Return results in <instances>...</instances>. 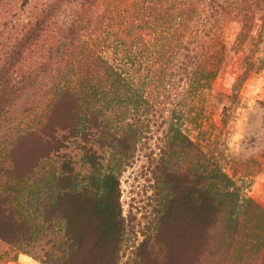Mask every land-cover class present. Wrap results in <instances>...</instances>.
I'll list each match as a JSON object with an SVG mask.
<instances>
[{"label":"trees","instance_id":"16d2710c","mask_svg":"<svg viewBox=\"0 0 264 264\" xmlns=\"http://www.w3.org/2000/svg\"><path fill=\"white\" fill-rule=\"evenodd\" d=\"M23 2L28 5L32 0ZM234 21L241 26L237 41L257 29L252 46L260 49L264 0L43 1L26 26L24 67H29L31 85L24 98H11L12 89L21 85L19 78H7L4 70L0 80V131L10 130L15 120L9 121L11 114L29 116L27 122L23 118L15 123V130L23 133L18 139L0 136V264L16 263L20 254L31 251L47 263L50 251L42 247L55 251L58 246V236L51 233L62 193L58 189L51 192L53 198L44 199L45 188L35 183L42 172L39 166L23 176L15 171L12 154L20 141L35 135L60 155L71 149L69 133L70 138H80L75 146L86 153L96 154L90 145L96 139L100 147L111 140L129 151L141 117L150 113L157 121L170 123L174 137L169 149L180 146L187 153L184 158L193 157L181 168L187 176L194 175L208 201L212 223L207 233L223 227L230 240L210 243L209 236L206 248L234 247V256L222 255L230 264H264V208L243 196L236 182L214 168V160L172 123L173 118L182 122L186 113L174 117L175 110L197 102L220 73L227 54L224 33ZM1 24L8 26L7 21ZM64 105L70 114L67 122L59 118ZM199 157V163L192 162ZM178 166L169 164L170 170ZM60 167L61 172L48 181L52 190L66 176L72 182L74 170L66 163ZM163 169L169 170L165 164Z\"/></svg>","mask_w":264,"mask_h":264},{"label":"rangeland","instance_id":"374dc122","mask_svg":"<svg viewBox=\"0 0 264 264\" xmlns=\"http://www.w3.org/2000/svg\"><path fill=\"white\" fill-rule=\"evenodd\" d=\"M43 1L32 0L27 5L23 0H0V42L6 44L0 47V80L4 70L9 73L7 78H19L23 90L12 89L15 101L24 98L31 85L29 67H24L26 26L29 17L43 8ZM4 21L8 22L6 28L1 24ZM240 29L235 21L228 25L223 68L197 102L189 101L182 110L171 109L177 112L174 117L186 111L182 122L173 118L172 123L214 160V168L236 182L243 196L264 208V44L260 49L252 46L257 29L238 42ZM19 104L25 107V101ZM22 114H11L9 121L15 120L0 136L18 139L23 133L15 130V123L29 119ZM68 117V106H61L59 118L67 122ZM140 120L129 151L123 143L111 140L100 147L96 139L90 143L96 154L86 153L82 146H75L80 138H70L69 133L71 149L60 155L35 135L20 141L12 154L15 171L23 176L41 167L35 183L45 188L44 199L53 198L51 192L58 189L62 196L51 233L58 236L57 250L42 247L50 251L47 263L31 251L20 254L12 264H230L222 255L234 256V247L222 244L213 250L205 246L209 236L210 243L230 240L223 235V227L207 233L212 223L208 201L194 175L187 176L181 168L191 164L193 157L184 158L187 153L180 146L169 149L174 137L170 123L157 121L151 113ZM200 161L199 157L192 162ZM63 163L74 170L70 175L76 184L66 176L52 190L48 181L54 172H61ZM174 163L179 166L170 170L169 164Z\"/></svg>","mask_w":264,"mask_h":264}]
</instances>
